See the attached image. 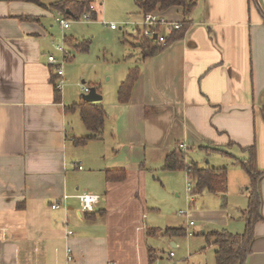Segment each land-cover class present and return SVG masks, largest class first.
Returning a JSON list of instances; mask_svg holds the SVG:
<instances>
[{
  "label": "crops",
  "instance_id": "crops-1",
  "mask_svg": "<svg viewBox=\"0 0 264 264\" xmlns=\"http://www.w3.org/2000/svg\"><path fill=\"white\" fill-rule=\"evenodd\" d=\"M58 1L42 0L41 7L0 0V264H215L217 247L206 236L245 228L249 179L237 164L248 157L243 149L255 145L264 172V0H256L258 7L196 0L183 37L146 59L135 38L143 19L135 0H94L91 21L129 19L131 46L140 53L134 57L140 76L125 105L116 94L134 63L106 67L85 81L70 50L81 40L74 31L65 35L71 26L57 20L70 19L48 8ZM154 14L183 20L180 7ZM61 44L70 59L57 91L47 56L58 58ZM84 87H98L106 118L101 138L77 147L74 139L88 132L78 112L65 109L84 101ZM181 144L186 161L227 169L224 199L205 191L189 193L188 202L167 197L175 189L170 175L187 181L184 171L163 170ZM193 150L203 155L188 158ZM108 170H124L125 180L107 182ZM259 193L262 219L245 264H264V176ZM84 194L99 198L91 212L81 210ZM168 227L186 235L154 234Z\"/></svg>",
  "mask_w": 264,
  "mask_h": 264
},
{
  "label": "trees",
  "instance_id": "trees-1",
  "mask_svg": "<svg viewBox=\"0 0 264 264\" xmlns=\"http://www.w3.org/2000/svg\"><path fill=\"white\" fill-rule=\"evenodd\" d=\"M24 3H31L37 6L44 7L42 0H8ZM137 6L141 10L143 16L149 13H154L157 8L164 11L171 7H180L182 9L183 20L179 23L178 30H171L166 35L163 43L156 40L143 37L139 34L135 36L137 45L141 52L142 59H146L160 53L166 46L176 40H180L186 30L191 25L190 15L196 5V0H135ZM250 4L258 7L256 0H248ZM94 0H60L48 6L63 15L66 19L78 20L83 14L89 13L91 20L96 19V12L90 10V6ZM28 20L30 18H20ZM159 30V28L157 29ZM90 41H79L74 45L76 52L86 53L89 51ZM70 59V56L67 60ZM140 76L139 67H133L128 70L124 80L120 83L116 99L119 104L125 105L130 101L133 88ZM55 79V76L53 77ZM98 94V87L94 88ZM56 101H60L59 93H56ZM67 112L77 111L80 121L88 132L87 136L75 138L74 144L77 147L86 145L90 141L98 140L102 136L104 121L106 114L102 105L99 102L81 101L78 104L72 105L65 109ZM260 115L264 121V110H260ZM248 157L245 160H237L238 166L246 173L249 179L248 183V199L247 206L241 212L245 221V228L241 234H232L226 230L213 232L206 238L213 239L214 245L217 247L215 252V264H245L250 252V243L254 236V226L261 221V197L259 193V183L264 176V172L260 171L257 165V155L255 145L243 149ZM164 171L175 172L184 171L187 177L189 193L192 196L202 192L211 194H220L224 199V194L227 187V169H211L200 168L193 161L185 160L184 151L178 146L170 152L165 159ZM126 178L124 170H108L105 172V180L107 182H121ZM86 217H92L93 214H86ZM160 233L162 237L176 238L186 235V231L181 228H165L164 230H154L155 233ZM153 234V233H152ZM150 262L153 259V251H149Z\"/></svg>",
  "mask_w": 264,
  "mask_h": 264
},
{
  "label": "rangeland",
  "instance_id": "rangeland-1",
  "mask_svg": "<svg viewBox=\"0 0 264 264\" xmlns=\"http://www.w3.org/2000/svg\"><path fill=\"white\" fill-rule=\"evenodd\" d=\"M126 19L117 20L110 17L105 20L97 18L96 21H85L81 18L78 20H68L71 29L69 30V33L65 32V35L68 36L71 34L70 31H74L71 35H73L75 39L81 41L83 39H89L91 41L89 51L86 53L76 52L75 50L70 49L68 45H66L68 49L67 51H72L74 57L77 58L78 64L83 67L85 74H87V78H84V80L88 79L89 77H93L95 73L97 75L101 74L100 72L106 67L108 69L112 67L111 69L115 70L118 69V67L115 66L129 65L130 63H134L132 67L138 65L139 62L135 60L134 57L136 54L138 55L140 53L136 50L135 47L131 46V44L136 45V42L135 39L131 36V34L133 33L132 27L129 28L128 26H124V23L129 20ZM107 24H116L118 27L123 26V30H125L126 33L122 34L119 29L111 30L106 26ZM164 33L165 29L163 31V34ZM57 35L58 36H56V39L58 42L60 33H58ZM121 55H123L124 58H118V56ZM116 59H119L120 63H115ZM78 84L82 86L80 81H78ZM201 154L203 155V153L197 150H193L192 152L188 153V158L192 160H195V158L199 159ZM170 178H172L173 180L175 189L172 192L170 191L171 194L166 191L167 197L175 202H180L183 199H185V201L187 199L188 202L189 192L187 189V181L180 179L178 174L170 175ZM175 207H178V204Z\"/></svg>",
  "mask_w": 264,
  "mask_h": 264
},
{
  "label": "built area",
  "instance_id": "built-area-1",
  "mask_svg": "<svg viewBox=\"0 0 264 264\" xmlns=\"http://www.w3.org/2000/svg\"><path fill=\"white\" fill-rule=\"evenodd\" d=\"M93 4L90 6L91 11H94ZM80 18L85 21L91 20L89 13L83 14ZM57 21L62 28H68L70 26V23L67 20H57ZM125 25L126 23H124V26ZM108 26L112 30L123 28V26L118 27L116 24H109ZM163 27H165L168 30V32H170L171 30H178L180 26L177 23L167 22L166 20L160 18L154 13H149L143 16L141 23L139 24V26L136 27L137 28L136 32H139V34L143 37L150 38L160 43H163L166 37V35L162 34L160 31ZM158 28L159 30H157ZM55 50L59 53V57L56 58L54 55H48L47 64L53 69V75L55 76L56 79L55 89L57 91H60L64 85V80H63L64 66L67 61V58L69 57V52L64 48L63 45H56ZM83 92L84 94H88L90 90L87 87H84ZM178 148L182 151L186 150L185 146L182 144L179 145ZM78 199L80 201L81 210L84 212H91L93 210V205H95L99 201L98 196L89 195V194L80 195ZM57 207H58L57 205H54L52 208L55 209ZM190 225H192V223H190ZM170 256L172 257L173 254L171 253ZM67 259L68 261L71 260L69 253L67 254ZM108 264H115V263L110 262Z\"/></svg>",
  "mask_w": 264,
  "mask_h": 264
},
{
  "label": "water",
  "instance_id": "water-1",
  "mask_svg": "<svg viewBox=\"0 0 264 264\" xmlns=\"http://www.w3.org/2000/svg\"><path fill=\"white\" fill-rule=\"evenodd\" d=\"M83 100L89 103L97 102L100 100V96L96 94L94 89H91L90 92L86 96L83 97Z\"/></svg>",
  "mask_w": 264,
  "mask_h": 264
}]
</instances>
